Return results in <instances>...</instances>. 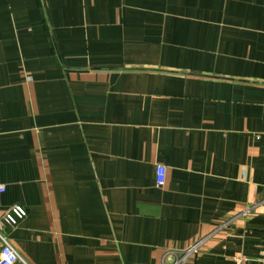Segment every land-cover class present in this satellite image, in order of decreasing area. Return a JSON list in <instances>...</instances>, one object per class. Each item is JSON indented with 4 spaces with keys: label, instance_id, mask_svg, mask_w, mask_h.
I'll return each mask as SVG.
<instances>
[{
    "label": "crops",
    "instance_id": "crops-1",
    "mask_svg": "<svg viewBox=\"0 0 264 264\" xmlns=\"http://www.w3.org/2000/svg\"><path fill=\"white\" fill-rule=\"evenodd\" d=\"M14 205L28 264H262L264 0H0Z\"/></svg>",
    "mask_w": 264,
    "mask_h": 264
},
{
    "label": "built area",
    "instance_id": "built-area-1",
    "mask_svg": "<svg viewBox=\"0 0 264 264\" xmlns=\"http://www.w3.org/2000/svg\"><path fill=\"white\" fill-rule=\"evenodd\" d=\"M166 169L163 165L157 167V180L159 185H163L166 180ZM27 216V210L22 205H14L7 209L0 216V264H28L13 248L5 233V227H15ZM210 235L199 238L196 242L183 249H176L166 253V259L163 264H186L188 259L197 255L202 247L209 240ZM264 255V251H263ZM248 259L243 255L236 256L238 264H248ZM264 264V257L262 258Z\"/></svg>",
    "mask_w": 264,
    "mask_h": 264
}]
</instances>
